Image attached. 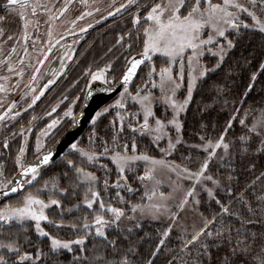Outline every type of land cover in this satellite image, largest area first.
<instances>
[{
    "label": "snow or ice",
    "instance_id": "6c2138e0",
    "mask_svg": "<svg viewBox=\"0 0 264 264\" xmlns=\"http://www.w3.org/2000/svg\"><path fill=\"white\" fill-rule=\"evenodd\" d=\"M72 2L73 0H65L64 7L56 14L48 5L40 3V0H7L4 5L5 9L9 13H16L22 21L21 39L25 43V55H27V42L31 39L28 29L32 22L28 19V10H31L32 16H36L38 9H41L49 15V20L55 21L64 16ZM81 3L85 7H90L88 0H81ZM114 4L115 0H113ZM134 6L137 11L133 15L132 24L137 26L136 40L140 42L142 50L135 56L130 55L125 58L126 64L119 81L115 77L112 80L109 79L112 71L111 64L105 65L104 68H97L95 71L89 67L85 76L90 79L85 89L82 90L83 97H75V101H81V99L83 101L79 106V111H74L77 105L73 103L63 113L64 117L70 121L68 132H71L72 129L78 127L86 115L85 109L88 107L87 102L93 98L95 82L99 81L101 85H104L98 89L100 92L110 93L115 91L118 85L123 87L120 99L96 111L90 117L92 128L89 133V144L83 146L79 141L69 143L70 152L78 159L65 161L69 171L64 172L63 175L69 181L68 186L61 187L57 181L53 180L45 181L43 186L36 188L35 191L29 190L35 187V182L42 175V167L49 165L57 154L56 144L44 151L47 146L41 143V137H48L53 129L60 126L61 119H53L37 137L36 156L33 162H25V147L19 149V154L15 159L18 168L15 176L11 178L5 176L3 166L0 165V197L10 199L13 195L18 196L15 203H3V200H0V203H3V207H0V264H60L59 257L62 252L72 253L70 264H136L135 258L140 255L139 250L128 241V236L121 239L119 235L121 223L127 220L136 222L135 226L139 227L138 216H149L152 219L167 216L171 223L162 232V237L155 250L144 261V264H156V258L167 247L166 242L174 226L183 218L181 214L188 211L194 213L200 222L199 224L194 222L190 231L187 227H181V234L178 237L180 246L178 249H167L168 256L164 264H264V170L256 175V164L252 163L247 171L253 174V178L245 185L244 191L239 196H236L230 188L225 189L227 204L217 198L221 180L209 173V165L217 158V150L222 149L223 151L224 155L220 157L221 160L230 154L232 145L225 142V139L228 130L233 126V121L237 120V116L230 117L224 132L217 140L212 141L201 136L200 140L203 143L192 146L206 153L196 170L167 158L173 154L177 145L182 143L179 135L183 128L180 115L186 111L191 102L197 82L205 78L209 72H215L220 68L229 51L235 47L233 40L228 39L229 30H233L238 35L241 28L251 27L254 31L264 33V19L261 18L264 16V0H246V3H242L241 0H151L150 4L145 3L144 0H127L126 3L115 8V11H109L108 16H115ZM95 10L100 11L99 8ZM92 15V11L82 12L71 21V24L75 26L77 20H83L86 16ZM245 16L251 19L252 25L244 22L243 17ZM5 21L6 16H0V24ZM142 22L147 24V27H144L141 33L139 26ZM90 27H92L91 24L88 25V28ZM88 28H81L80 31L87 32ZM69 34L74 33L69 31ZM4 35L5 29L0 27V37ZM131 35L132 33L129 32V38ZM48 36L47 52L44 53L42 60H37V64L41 66L48 59L53 48L60 43V39H64L61 36L55 44L52 43L51 25ZM8 39L11 40L13 37L9 35ZM124 40L125 37L120 36L117 44H121ZM221 40L225 41L226 45L221 43ZM132 46L131 43L128 44V48L131 49ZM213 48L216 50L213 51ZM15 52L16 48L13 47L9 58L0 63L7 65L9 73L22 77L23 69L18 70L10 62L11 54ZM206 53L218 57L214 67L209 68L201 63ZM65 56L68 59L72 58L70 53H65ZM154 58L164 61V65L159 70H157ZM63 59L62 57V69L66 67ZM19 63L23 65L24 60L21 58ZM142 65L149 68L147 81L133 94L128 86L133 82ZM260 68L264 69V63H261ZM186 70L187 95L183 101H178L175 97L177 91L183 86ZM40 71L39 66L34 68L31 77L32 84H35ZM53 75L57 74L53 73ZM8 79L7 76L0 77V80L7 81ZM256 80L257 75L254 73L251 77L252 83L248 84L242 98L237 101L239 104L243 105L247 102ZM55 82V79H49L38 94L32 96L28 107H33ZM148 84H151L152 89L159 90V98L155 97L151 90L146 91ZM16 87H19V84ZM29 87L32 93L37 92L35 87L31 85ZM7 91L6 84L0 83V92ZM129 98L140 108V112L133 113L132 116L139 117L142 113V121L136 119L133 122L119 111L126 107L125 102ZM156 99L162 100L172 110V118L167 122L155 116L153 104ZM59 106V104L54 106L47 115L51 116ZM0 107H3L2 101H0ZM15 107V102L9 105L0 115V121L6 118L14 119L15 116H9V113ZM113 108L118 111L107 126L106 135H101L99 122ZM233 111L239 113L241 109L234 108ZM15 115L18 116L20 113L16 112ZM249 117H251L250 123L248 122ZM33 119L36 118L33 117ZM150 119L154 120V125L150 124ZM238 122L246 129L245 134L239 137L242 155L256 157L264 155V107L249 106L244 109V115L239 118ZM126 130L127 137H125ZM173 130L177 133L175 140L170 134ZM107 133H111L110 139L107 138ZM145 135L150 136L151 143L163 153L160 158L149 155L147 151H138L137 136ZM165 139H167V146L161 148L160 142ZM3 147H9L7 141L4 142ZM102 159L107 163L99 164L98 170H102L104 175L98 176L95 171H90L89 167L96 166ZM141 165L144 167V174L137 175L136 179L141 183L154 181V186L150 192L145 191L147 203L130 204L121 195V190L129 193L134 191L128 183V173H134ZM158 172L174 174L176 177L167 195L164 192H159L157 195V190L162 183L157 178ZM113 175H115L114 180ZM232 179L233 176L229 175L228 180ZM183 181H190L191 186L185 188ZM50 183L51 187H49ZM258 184L261 185L259 192L255 191ZM197 187L207 195V202L203 205L200 199L195 198ZM113 189L117 190L114 197L102 195V192L106 194ZM80 190H83L81 203L74 204L73 208L80 210L82 204L90 211L91 220L88 215H84L79 218V222L65 225L62 219L60 223H56L49 218L46 209L53 206L62 209L61 199L54 197L57 195L61 197L80 196ZM45 191L49 193L47 201L41 198V194ZM248 192L252 195L247 196ZM113 199L120 204H127L128 207L114 206L111 202ZM190 201L191 207H189ZM233 203H238L241 207L233 210ZM212 204H215L217 208L212 209ZM201 207L204 211H198ZM73 208L67 211L72 212ZM205 211L210 212V215H205ZM62 215L63 212H61ZM42 222L58 230L67 227L79 235L75 239H61L46 231L42 227ZM30 227H34L38 238H46L49 241L47 252L33 244L28 234ZM110 231H117V236L110 239ZM126 231L131 233L132 228H127ZM89 238L93 241L99 238V242L93 243L89 248L87 246ZM122 240L128 241L127 246L122 243ZM26 245L35 247V251H28Z\"/></svg>",
    "mask_w": 264,
    "mask_h": 264
},
{
    "label": "trees",
    "instance_id": "16d2710c",
    "mask_svg": "<svg viewBox=\"0 0 264 264\" xmlns=\"http://www.w3.org/2000/svg\"><path fill=\"white\" fill-rule=\"evenodd\" d=\"M144 2L150 4L151 0H144ZM136 11L137 8L134 6L123 11L116 18L106 20L102 25L97 26L95 29H90L89 31L92 32V38H90L91 47L87 50L88 54L82 58L79 64L83 63L89 65L90 63L92 69H97L101 66L111 64L112 60H116L118 55L122 57L126 56L127 45L129 41L128 30L129 28L135 27L132 24L133 16H129L128 13H136ZM142 24L144 23L142 22ZM227 35L228 39L233 40L235 47L229 51L221 67L216 69L215 72H209L205 79L201 80L194 90L192 100L189 103L186 112L182 116V143L177 147L176 151L172 155V158L175 161L183 163L189 167H195L199 162L198 159L202 158L203 161L204 153L198 150V148L192 146L201 145L203 143L200 140L201 136H204L206 139H210L212 141L217 140L218 137L224 132L230 117L232 115H236L237 120L233 121V126L230 130H228L225 139V142H229L232 145L230 148V154L222 166H211L210 172L213 176L221 180L223 183V188H230L236 196H239L240 193L244 191L245 185L251 178H253V174L247 171L251 164H256V175H258L260 171L264 170V155H260L259 157L252 155H242V145L239 137L245 134L246 129L243 128L238 122L239 118H242L244 115V109H247L249 106H254L256 108L264 107V69L260 68L261 63H264V34L260 33L259 31H254L251 28H241L238 35L234 31H230ZM120 36H124L125 40L122 42V47L120 46V48H118L117 40ZM134 37H132V40ZM221 43L226 45L225 41H221ZM135 53V55L138 54L137 52ZM217 59L218 57H207L205 62L207 63V66L211 68L217 63ZM124 66L125 65L122 66V64L120 65L117 80L120 78ZM146 69L147 66L144 65L139 76L130 85V87L141 78ZM254 73L257 75V80L255 81L253 91L247 98V102L241 105L237 101L242 98L248 84L252 83L251 77ZM77 79L78 76L72 72V74L64 82L60 83L59 90H54L50 99H55L57 103H60V100L63 98L64 102L67 104V102L74 100L77 96L82 98L84 94H80L82 82L78 81L80 78L78 80ZM65 97H67V99H65ZM24 98L25 97H23V99ZM26 99L27 97L24 100ZM43 100H46V97ZM82 102L83 101L81 100V104ZM40 103L38 105H40ZM64 105L65 104H61V109ZM234 108H239L241 111L236 113L233 111ZM36 109H42L36 114L37 118H40L39 122L36 124V127H40L41 124L45 122V118H41L40 116L42 113H44V111L46 112V109L40 106H38ZM61 109H58L57 111L59 112ZM111 121L112 119L108 115H105L101 118L99 122V132L101 135H106V128ZM248 122H251V117H249ZM68 126L69 123L67 124L64 132L68 129ZM91 128L92 126L90 124L83 136L78 140L81 145L87 146L89 144V133ZM125 137H127V130ZM107 138H111V133H107ZM121 139L123 142L124 138L122 137ZM19 140L20 137H18V142ZM147 145L148 142L145 138L137 136L138 151H141L143 148L148 153H154V148H152V146L147 147ZM67 159H78V157L72 154L69 150L55 163L43 167L41 171L45 170V172H48L47 179L50 181L55 180L58 182L59 186L67 187L69 181L63 175L64 172L69 171L65 163ZM101 163H107V161L101 160ZM109 166L113 167L112 165ZM89 169L98 171V176L104 175V172L102 170H98V167L94 168L93 166L89 167ZM229 175L233 176L231 181L228 180ZM112 179H115V175L112 176ZM225 189L217 193V198L221 199L222 202L227 204L228 198ZM260 190L261 185L258 184L255 191L259 192ZM80 191V196L69 195L66 197H61L57 195L54 197L61 199L62 209H57L55 206L50 208V210L47 212L49 218L54 220L56 223H60L62 219L65 225L79 222V218L84 215H88L89 220H91L90 211L85 209L82 204L80 210L73 208L74 204L81 203L83 190ZM42 195L48 199L49 194L42 193ZM102 195H104L103 192ZM246 195L251 196L252 193L248 192ZM108 196L111 195L108 194ZM17 198L18 196L11 199L13 200ZM134 199L135 198L132 199V202H139V200ZM130 200L126 201L129 202ZM111 202L114 206L125 208L128 207L127 204H120L114 199ZM232 207L233 210H237L241 206L238 203H233ZM69 208H73V211L68 212L67 209ZM215 208H217V206L212 204V209ZM61 212H63L62 216ZM205 215H210V212L205 211ZM42 227H44L45 230L51 234L57 235L59 238L65 240L75 239L77 235H79V233H76L67 227L58 230L53 226L48 225L46 222L42 224ZM257 227H259V225ZM130 228H132L131 233L120 229L119 235L121 239L124 236H128V241L138 248L140 253V255L135 258L136 264H144V261L150 257V253L155 250V247L161 239L162 232L166 226L161 223L143 222L139 223V227L133 225ZM28 234L31 237L34 245H38L45 252L48 251L49 241L46 238H38L34 231V227L29 228ZM116 236L117 231H110V239ZM178 237L179 236L176 232H172L169 240L166 242L167 247L156 258V264H164V261L168 256V248H179L180 245ZM128 241L122 240V243L127 246ZM21 242L23 243V240ZM98 242L99 238H97L96 241H93L91 238H89L87 246L91 248L93 243ZM26 248L28 251H35V247H29L26 245ZM59 260L60 264H70L72 260V253L62 252Z\"/></svg>",
    "mask_w": 264,
    "mask_h": 264
},
{
    "label": "rangeland",
    "instance_id": "374dc122",
    "mask_svg": "<svg viewBox=\"0 0 264 264\" xmlns=\"http://www.w3.org/2000/svg\"><path fill=\"white\" fill-rule=\"evenodd\" d=\"M7 0H0V16H6V21L3 24H0V27L3 28H8L10 25H13L14 17L16 16V13H9L4 5L6 4ZM127 0H115V4L113 5V0H88V3L90 7H85L82 3L81 0H73V2L69 5L68 11L62 16L59 20L51 21L49 20V15L45 14L43 10L38 9L37 15L32 16L31 15V10H28V19L32 22V24L29 26L28 29V34L31 37L29 41L27 42V55L24 53V48H25V43L23 39H21V35L23 30L14 33L15 38L9 40L8 47L3 50V45L0 44V58L2 61H5L9 58V54L11 53V49L13 47L16 48V52L11 54V63L14 67H16L18 70L23 69L24 75L21 77H17L15 73H9L7 71V65L5 64V69L0 73V77L2 76H7L9 79L7 81L0 80V83L6 84L8 91L7 92H0V101L3 102V107H0V115H2L6 109L8 108L9 105H11L13 102H15L16 107L13 109L11 113H9V116H15L14 119H8L6 118L4 121H0V165L3 166V172L4 175L7 176L8 178H11L14 176L18 168L15 164V159L17 155L19 154V149L21 147L26 148V153H25V162L30 163L32 160L35 159L36 156V142H37V137L40 135L41 131L44 130L53 119H61L62 123L60 126L56 129H53L51 134L48 137H41V143L45 144L47 147H45L44 151L50 147L52 144H54L62 135L64 132L66 126L68 123H70L68 118H65L63 113L67 110V107L72 106L73 103L77 105V107L74 109V111L78 112L79 111V105H81V101L79 104V101L71 100L70 102H64L63 98L60 101H63V103H57L55 99L51 100L50 97L52 96V93L54 90H59V86L61 82H64L71 74L72 72L78 76V79L82 82L81 86V93L83 94L82 90L85 89V85L89 82V79L87 76H85L86 70L91 67L90 63L89 65L80 63L82 58L86 56L88 53V49L91 47L90 44V38H92V32L89 31L90 29L88 28V25L91 24L93 25L96 21L99 19L105 17L109 11L114 10L116 7L120 6L122 3H126ZM242 3H246V0H241ZM40 3L48 5L50 8H52V12L58 14V11L64 7L65 0H40ZM53 5L55 7H53ZM99 8L100 11L97 12L95 9ZM86 11H92L93 15L92 16H86L83 20H77L75 26L71 24L72 20H75L82 12ZM70 12H72V15H70ZM129 16H133L135 13H128ZM127 14V16H128ZM259 14V13H258ZM128 16V17H129ZM69 17V18H68ZM264 19V16L261 17ZM244 22L248 23L249 25H252V21L250 18H247L246 16L243 17ZM40 20V22L38 21ZM42 21V22H41ZM44 22H46L47 26L51 24L52 22H55V24L59 27L62 26L64 28V31L57 33L56 35L52 36V43L55 44V41L60 39L61 36L64 37V39H60V43L57 44L50 55L48 56V59L46 60L44 66L42 67L40 74L37 76V80L35 84H32L31 82V77L34 73V68L38 66L37 60H41L42 57L44 56V53L47 52L48 48V40L49 36L48 34L41 35L40 32V27L43 26ZM147 27V24H142L139 26V31L142 33L143 28ZM81 28H88L87 32H81ZM91 28V27H90ZM251 28V27H249ZM252 29V28H251ZM69 31H71L74 34H69ZM233 31V30H229ZM131 32V38H129L128 44L131 43L133 46L132 48H128L127 45V51H126V56L122 57L120 55L117 56L116 60H112V71L111 74L109 75V79L112 80L113 77L117 80V76L119 73V68L120 65L122 64L125 65L126 57L135 56V52H139L142 50V46L139 41L136 40V34H137V27L129 28L128 33ZM264 34V33H263ZM135 36V37H134ZM128 37V36H127ZM132 37L134 39L132 40ZM131 39V41H130ZM19 41V42H18ZM135 41V42H134ZM223 42V40H221ZM118 48L120 46L122 47L121 44H117ZM216 49L213 48V51ZM65 53H70L72 54V58L68 59L65 56ZM135 53V54H134ZM63 59V63L66 65L63 69L61 68V58ZM207 57H213L210 54L206 53L205 56L202 58L201 63L205 66H207V63L205 62ZM24 60L23 65L19 63L20 59ZM154 62L157 66V70L161 66L164 65V61L159 58H154ZM79 64V65H78ZM83 64V65H82ZM105 66H101L100 68H104ZM208 67V66H207ZM97 69H93L95 71ZM149 71V68L147 67L145 73L141 76V78L133 84L129 90L135 94V91L138 87L144 85L147 81V73ZM53 73H56L57 75H53ZM15 74V75H14ZM174 75H175V70H174ZM19 78H22V85L19 84V87H16ZM49 79H55L56 82L52 84L46 91L44 96L41 97L39 101L36 102V104L29 108L28 105L31 103L32 96L35 94H38L39 90L43 87L45 83ZM71 79V77H70ZM158 80V77H156ZM205 79V78H203ZM202 79V80H203ZM199 80L197 82H200ZM95 83H100L99 81ZM187 70H186V76H185V81L183 83V86L177 91L176 94V99L178 101H183V99L187 95ZM29 85L32 87H35L37 89L36 93H32L30 90ZM147 90H151L154 94L155 97L159 98L160 97V92L158 89H152L151 84H148ZM17 92L20 98H16V96L11 97V92ZM194 93V91H193ZM27 99L24 100L23 97ZM193 96V95H192ZM46 97V100H43ZM120 99V96H118L115 100H113L109 105H112L115 103L116 100ZM82 100V99H81ZM41 102V103H40ZM21 103V104H20ZM40 103V105H38ZM126 107L124 109H120L119 111L121 112L122 115H125L127 118L132 119L133 122H135L136 119H140L142 121V113L140 114L139 117H133V113L140 112V108L138 104H135L130 98L126 100ZM59 104L60 106L57 108L61 109V104H65L61 110L56 111L52 113L51 117L47 115V113L51 112L52 108ZM107 105V106H109ZM189 105V104H188ZM38 106L44 107L46 109V112L42 113L40 116L41 118H45V122L41 124L40 127H36V124L39 122L40 118L38 119L36 114L40 112L42 109H36ZM106 106V107H107ZM188 107V106H187ZM167 108V111H166ZM27 109V111H25ZM153 110L155 112V116L157 118H160L167 122L172 118V110L171 108H168L167 105L163 103L162 100L156 99L153 104ZM118 111L117 109L113 108L111 109L110 113L106 114L111 117L113 120L115 117V113ZM19 112L20 115L16 116L15 113ZM186 112V111H185ZM181 113L180 115V121L182 123V116L184 113ZM33 117H36V119H33ZM50 118V119H49ZM150 124L154 125V120L150 119ZM36 127V128H35ZM170 134L173 137V140H175L177 133L175 131H171ZM182 139V132L179 134ZM18 137H20V140L18 142ZM143 138L146 139L148 142L147 147L152 146L154 148V153H148L149 155H152L156 158H160L163 153L159 151V148H157L155 145L151 143V138L148 135L143 136ZM7 141L9 144L8 148H4L3 144L4 142ZM180 145V144H179ZM177 145V147L179 146ZM167 146V139L162 140L160 142V147H166ZM176 147V149H177ZM198 150H200L198 148ZM141 151H146L143 148ZM176 151V150H175ZM174 151V152H175ZM201 151V150H200ZM173 152V154H174ZM202 152V151H201ZM204 153V152H203ZM172 154V155H173ZM172 155L167 157L169 160L174 161L177 164H181L182 166H186L192 170H196L199 166V164L202 162V158L198 159V164L195 167H189L187 165H184L183 163L177 162L172 158ZM206 153H204L205 157ZM223 151L222 149L217 150V158H215L209 165V173L210 172V167L211 166H222L224 161L228 156H226L223 160L220 159L221 156H223ZM103 160V159H102ZM101 161L94 166V168H99V164ZM90 171H93L89 169ZM96 174L98 175V171H95ZM42 175L38 178V181L35 184V187L32 189H29L31 191H35L36 188H41L44 184L45 181H50L47 179V174L48 172H45V170L41 171ZM144 174V167L141 165L138 167L134 173H128L129 180L128 183L131 185V187L134 189L133 192L129 193L126 190H121V195L124 197L125 200H130L129 203L133 204L132 199L135 198L134 200H139L137 203H147V198L145 197V191L150 192L154 186V181H145L144 183H141L139 180L136 179L137 175H143ZM170 176V178H169ZM215 177V176H214ZM157 178L162 181L160 184L158 190H157V195H159V192H164L165 195H167L171 191V183L176 179L174 174H165L158 172L157 173ZM185 186V188H188L191 186L190 181H183L182 182ZM49 187H51V183L49 184ZM211 187V185H209ZM225 187L223 188V183H221L220 189L217 190V193L219 191L224 190ZM115 191L117 190H110L108 193H104V195H111L112 197L115 196ZM47 193V191L44 192V194ZM143 197V199H142ZM41 198L45 199L47 201V197L43 196L41 194ZM130 198V199H129ZM196 199H200L202 205L207 202V195L204 193L199 187H197V195L195 197ZM18 199V198H17ZM17 199H9L10 201H7L5 203H15ZM115 200V199H114ZM174 203V202H170ZM125 205V204H123ZM3 207V204L0 206ZM191 207V201L190 205ZM50 210L46 209V214ZM198 211H203V207L198 209ZM181 216L183 217L178 221V224L174 226L173 232H176L177 235L179 236L181 234V227H187L188 230H191V225L195 222L199 224V218L192 213L191 211L182 213ZM138 223H143V222H150V223H161L167 227L169 223H171L168 219L167 216H162L160 219H152L149 216H138L137 218ZM44 222H42L43 224ZM136 222H131L124 220L121 223V229L126 230L127 228H130L131 226L135 225Z\"/></svg>",
    "mask_w": 264,
    "mask_h": 264
},
{
    "label": "water",
    "instance_id": "95a60500",
    "mask_svg": "<svg viewBox=\"0 0 264 264\" xmlns=\"http://www.w3.org/2000/svg\"><path fill=\"white\" fill-rule=\"evenodd\" d=\"M50 55V54H49ZM48 55V56H49ZM44 58V56L42 57V59ZM41 59V60H42ZM45 63V62H44ZM147 63V62H146ZM44 65V64H43ZM42 65V66H43ZM40 68H42L41 65H38ZM144 65L141 66V69L143 68ZM140 70H138L137 76L133 79V82L137 79V77L140 74ZM122 75V74H121ZM121 78V76H120ZM120 78L117 80L119 81ZM132 82V83H133ZM131 83V84H132ZM130 84V85H131ZM129 85V86H130ZM128 86V87H129ZM100 87H104V85H101L100 83H95L93 84V98L90 99L87 104L88 107L85 109V117L83 120L80 121L78 127L72 129L71 132H68V129L62 134V136L54 143L56 144V155L53 157V161L50 163H55L61 156H63L66 152L69 151L68 145L70 142H75L78 141L83 134L85 133V131L87 130V128L90 125V117L98 110H100L101 108H103L104 106H106L107 104H109L110 102H112L115 98H117L121 92H123V87L122 86H117L116 90L113 92H100L98 91V89ZM47 151V150H46ZM34 161V160H33ZM32 161V162H33ZM31 163V162H30ZM49 164V165H50ZM45 167V166H43ZM42 167V168H43ZM16 175V174H15ZM14 175V176H15ZM17 195H13L11 198L16 197ZM10 198V199H11ZM0 200H3V203H5L6 201H8L9 199H4L3 197H0ZM0 203V206L3 204Z\"/></svg>",
    "mask_w": 264,
    "mask_h": 264
},
{
    "label": "bare ground",
    "instance_id": "6f19581e",
    "mask_svg": "<svg viewBox=\"0 0 264 264\" xmlns=\"http://www.w3.org/2000/svg\"><path fill=\"white\" fill-rule=\"evenodd\" d=\"M72 15V12H70V15ZM69 18V17H68ZM40 22V20H38ZM13 25H10L8 28H4L5 29V35L0 37V44L3 45V50H5L8 47L9 44V39L8 36L11 35L13 38H15L14 33L19 32L21 30H23L22 28V21L19 19V16L16 14V16L14 17V21H13ZM42 22V21H41ZM32 24V23H31ZM30 24V25H31ZM51 25V30L53 32V36L56 35L57 33H60L62 31H64V28L62 26H57L55 24V22H52L51 24H49L47 26L46 22H44L43 26L40 27V32L41 35L45 34L47 35L49 32V26ZM0 61H2V59L0 58ZM3 69H5V64L0 63V73L3 71ZM15 75V74H14ZM17 77H19L17 75ZM15 84H20L22 85V78H19L18 82ZM17 95V96H16ZM12 96H16V98L18 99L20 96L18 95V93L15 91L14 93L11 92V97ZM27 97V96H26ZM25 99V98H24Z\"/></svg>",
    "mask_w": 264,
    "mask_h": 264
},
{
    "label": "flooded vegetation",
    "instance_id": "af4514ba",
    "mask_svg": "<svg viewBox=\"0 0 264 264\" xmlns=\"http://www.w3.org/2000/svg\"><path fill=\"white\" fill-rule=\"evenodd\" d=\"M119 7V6H118ZM117 8V7H116ZM112 11H115V9L114 10H112ZM125 11V10H124ZM123 12V11H122ZM122 12H120V13H117L115 16H108V14L105 16V17H107V19H105V17H103V18H101V19H99L98 21H99V24L97 25V26H99V25H102L106 20H111L112 18H116L117 16H119ZM95 23H97V21L95 22ZM94 23V24H95ZM96 26V27H97ZM96 27H94L93 29H95Z\"/></svg>",
    "mask_w": 264,
    "mask_h": 264
}]
</instances>
